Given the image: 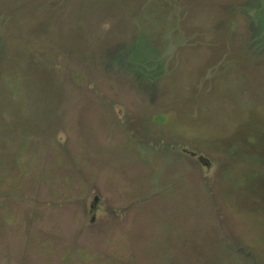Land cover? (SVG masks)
Masks as SVG:
<instances>
[{"label": "rangeland", "instance_id": "rangeland-1", "mask_svg": "<svg viewBox=\"0 0 264 264\" xmlns=\"http://www.w3.org/2000/svg\"><path fill=\"white\" fill-rule=\"evenodd\" d=\"M0 264H264V0H0Z\"/></svg>", "mask_w": 264, "mask_h": 264}]
</instances>
